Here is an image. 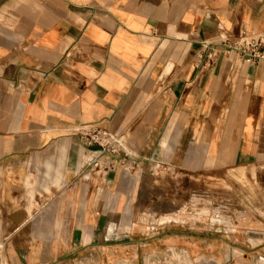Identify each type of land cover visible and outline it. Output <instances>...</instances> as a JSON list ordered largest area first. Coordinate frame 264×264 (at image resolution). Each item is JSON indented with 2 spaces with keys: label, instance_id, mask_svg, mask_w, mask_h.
<instances>
[{
  "label": "crops",
  "instance_id": "1",
  "mask_svg": "<svg viewBox=\"0 0 264 264\" xmlns=\"http://www.w3.org/2000/svg\"><path fill=\"white\" fill-rule=\"evenodd\" d=\"M257 34L264 0H0L6 263L144 264L173 250L155 225L175 215L154 216L159 189L137 183L141 167L264 176V59L225 51ZM85 127L122 134L125 164L85 166ZM246 235L264 241V222Z\"/></svg>",
  "mask_w": 264,
  "mask_h": 264
},
{
  "label": "rangeland",
  "instance_id": "2",
  "mask_svg": "<svg viewBox=\"0 0 264 264\" xmlns=\"http://www.w3.org/2000/svg\"><path fill=\"white\" fill-rule=\"evenodd\" d=\"M141 168L137 183L159 189L154 216L175 215L170 223L155 225L170 230L173 250L152 251L144 264H264V241H249L246 235L254 223L264 222V176L244 169L228 170L223 177H199L148 165ZM37 179L38 190L45 178ZM43 198L39 190L32 203ZM148 214L145 210L144 221ZM159 237L162 241L165 235ZM179 253H188L192 263Z\"/></svg>",
  "mask_w": 264,
  "mask_h": 264
},
{
  "label": "built area",
  "instance_id": "3",
  "mask_svg": "<svg viewBox=\"0 0 264 264\" xmlns=\"http://www.w3.org/2000/svg\"><path fill=\"white\" fill-rule=\"evenodd\" d=\"M225 51H235L243 61L256 63L264 59V36L257 34L243 40L227 42ZM78 133L83 145L85 166L108 172L116 165L113 160L115 157H118L119 164H125L128 154L125 151V137L122 134H115L108 129L97 127L81 128ZM121 153H125L124 156ZM0 264H7L5 240L1 237Z\"/></svg>",
  "mask_w": 264,
  "mask_h": 264
}]
</instances>
